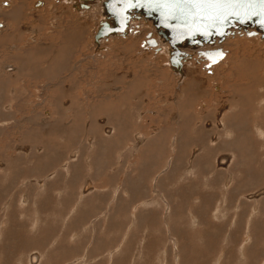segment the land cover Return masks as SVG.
<instances>
[{
    "label": "rangeland",
    "instance_id": "374dc122",
    "mask_svg": "<svg viewBox=\"0 0 264 264\" xmlns=\"http://www.w3.org/2000/svg\"><path fill=\"white\" fill-rule=\"evenodd\" d=\"M17 1L13 0L14 7L11 9L14 18L9 17L11 10L6 11V15L0 12L1 17L7 16L9 21L13 20L11 28L7 27L11 31L7 33L8 38H14L18 45L24 47L31 42L42 45L36 40L37 36L33 41H23L22 28H18L25 23L30 29H35L29 21L36 17L30 13L31 5L36 0ZM49 3L53 13L61 11V8L69 12L67 7L65 9L54 5L50 0L46 7ZM77 18L86 21L79 16ZM91 27L94 26L90 24ZM134 41L131 45L137 47L135 57V48L132 47H119L115 53V66L120 69L121 75L126 73V81L133 78V73L151 78L153 84L159 83L161 79L170 82L174 80L171 73L157 59L152 58L150 51H144L137 39ZM87 42V49L93 50L90 41ZM121 42L122 39H113L105 43L104 46L110 47L107 55L101 52L93 60L84 56L83 60L93 61L87 65L89 71L94 73L92 65L97 59L106 60L112 52L113 44ZM0 46L2 51H8ZM82 46L79 54H83L86 49L85 43ZM221 46L229 52V58L226 57L225 62L220 64L227 65L225 75L219 72V65L209 69L210 73L213 72L211 79L216 80L222 89L215 94L224 91L220 74L225 77L224 83H227V79L239 76L241 71L248 72L245 75L255 79V88L259 92L264 72V61L261 62L258 57L260 52V58H264V50L260 45L236 36L226 39ZM5 55L1 53V56ZM158 60L162 62L161 58ZM108 62L107 59L103 65ZM191 66L197 68V75L206 71L203 63L194 64L192 61ZM187 72V77H190L191 70ZM197 75L188 78V82H200ZM109 77L113 80L116 76L110 74ZM209 88L205 95H212L216 102L217 97ZM251 94L247 90V95ZM258 95L253 93L255 103L248 117L252 119L249 128H200L201 132H206L203 141L211 155L210 152L204 155L202 149L194 152L193 144L186 138L174 158L150 157L147 154L135 158L133 150L128 151V148L122 146L119 156L114 151L115 157L106 167L105 178L101 174L95 179V189L87 195L76 185L69 187L71 178L62 167L61 173L40 174L37 183L30 186L29 193H25V190L31 179L25 175L22 179L26 180L18 183L16 189L0 196V264H30L32 254L37 255L36 264H264V209L259 215L251 209L254 203L252 200L264 194L248 197L253 195V190L256 193L264 189V168L258 169V172L263 173L259 181L243 186V178L247 177L245 174L242 179L238 176L232 179L225 176L223 169L215 166L216 157L223 154L235 163L240 159L264 163V127L257 128V122L254 121L256 110L263 104ZM42 99L41 96L40 101L36 102L40 108L47 103ZM37 111L36 106L29 110L32 113ZM241 111L239 106L233 107L230 115L235 116ZM20 123L28 124L26 115ZM194 130L188 128L190 132ZM210 134H213V138ZM242 139L245 140L244 144H241ZM235 167H238L237 164L233 165ZM90 169L88 166L83 170L77 184L90 176ZM213 172H216L214 177ZM10 178L8 181H13ZM56 181L59 183L54 188ZM23 193L27 196L24 202L21 201ZM258 202L263 204L264 199Z\"/></svg>",
    "mask_w": 264,
    "mask_h": 264
},
{
    "label": "crops",
    "instance_id": "0c3cea01",
    "mask_svg": "<svg viewBox=\"0 0 264 264\" xmlns=\"http://www.w3.org/2000/svg\"><path fill=\"white\" fill-rule=\"evenodd\" d=\"M12 8H4L1 15H6V11ZM66 12L59 16L54 26L51 25L54 16L52 10L44 7L37 12V20L33 17L29 22L37 32L36 40L42 45L31 42L25 47L18 45L14 38L6 40L7 33L11 32L7 27L13 24V20H10V24L8 18L13 17L14 13H8L11 15L9 17L0 15V19L7 23V31L0 34V37H5V42L1 45L8 50L2 51L0 48V158L9 162L5 168L7 177L4 175L0 178V196L16 189L18 183L26 180L22 179L25 175L31 179L25 190V193H29L30 186L37 183L36 179L40 174L61 173V167L71 178L69 187L76 185L87 195L94 191L95 179L101 174L105 178L106 167L115 157L114 151L119 156L122 146L128 148V151L133 150L135 158H142L145 154L150 157L155 155L159 158H174L186 138L193 144L194 152L202 149L206 155L210 149L203 141L206 132H201L200 128H249L252 119L248 117L255 103L253 93H258L263 102L256 110L254 121L257 122V128L264 127V97L257 92L255 79L245 75L248 72L241 71L239 76L227 79L223 93L214 94L216 102L212 95H205L208 87L204 83L193 80L188 82L190 77L185 78L176 92L174 80L170 82L161 79L159 83L153 84L151 78L133 73V78L126 81L120 74V69L115 66V53L119 51V47L127 44L124 42L113 44L107 64L103 65L107 59L94 61L92 66L95 70L91 73L87 65L93 62L83 60L84 56L92 54V49H87L90 23L87 20L80 21L70 11ZM23 25L25 23L18 28L21 29ZM21 32L23 41L29 39L23 28ZM84 43L86 49L83 54H78ZM3 52L6 53L5 56H1ZM226 57L229 58V52ZM258 57L261 62L264 61V58H260V52ZM2 66L11 69L5 68L4 72ZM110 74H115V79L111 80ZM247 90L252 93L250 96L247 95ZM40 95L43 97L42 101L47 102L41 108L36 104L41 99ZM221 103H225V107L218 112ZM35 106L38 111L29 112ZM236 106L242 111L235 116L230 115L232 108ZM45 112L56 116L54 141L50 140V129H47L49 125H53L52 120L43 121L40 116ZM25 115H31L27 123L33 124L34 128H21L20 121ZM106 128H109L108 132H105ZM141 128L149 129L146 135L143 132L144 139L136 142L133 134L142 130ZM188 128L195 130L190 132ZM241 141V144L245 143V140ZM24 143L27 144L26 150L20 152V146ZM14 144L16 147H13ZM9 145L16 149H11ZM72 149L75 156L71 155ZM242 149L246 151L245 148ZM88 166L91 167L90 176L77 184ZM9 178L13 181H8ZM58 183L56 181L53 187L56 188ZM86 183L89 186L87 189ZM21 201H27L24 193Z\"/></svg>",
    "mask_w": 264,
    "mask_h": 264
},
{
    "label": "water",
    "instance_id": "95a60500",
    "mask_svg": "<svg viewBox=\"0 0 264 264\" xmlns=\"http://www.w3.org/2000/svg\"><path fill=\"white\" fill-rule=\"evenodd\" d=\"M45 0H36L31 5L30 13L35 16L46 7ZM60 7L69 10L80 19L86 18L94 27L90 28V44L93 60L95 55L106 50L103 45L113 39L134 38L143 31L145 36L140 42L142 49H151L152 58L157 59L175 80L176 92L183 85L186 70H191V63H203L206 72L223 63L227 51L222 44L226 39L238 36L254 41L264 50V10L261 0H51ZM12 0L0 1V12L9 8ZM51 10L50 6H47ZM55 14L52 24H56L59 14ZM65 14V13H64ZM33 20V18L31 19ZM6 24L0 20V31L6 30ZM29 33V40L37 36L35 29L25 24L22 27ZM256 39V40H251ZM162 59V62L158 60ZM11 67L6 68L10 70ZM259 93L264 97L263 81ZM174 92V93H175ZM223 109V108H222ZM48 116L49 113L45 112ZM226 162L220 157L218 166ZM264 194V189L249 198ZM37 255L32 254L30 264H36Z\"/></svg>",
    "mask_w": 264,
    "mask_h": 264
},
{
    "label": "flooded vegetation",
    "instance_id": "af4514ba",
    "mask_svg": "<svg viewBox=\"0 0 264 264\" xmlns=\"http://www.w3.org/2000/svg\"><path fill=\"white\" fill-rule=\"evenodd\" d=\"M51 1V0H50ZM51 2H53V1H51ZM45 3V2H44ZM4 9V8H3ZM3 9H2V11H3ZM1 20V19H0ZM5 30H1L0 31V34H2V32H4ZM219 67H220V73L221 74H224L225 75V73L227 72V69H226V65H219ZM5 68H6V66H2V70L4 71V72H6V70H5ZM197 68L195 67V66H191V76H190V78L193 76V75H197L196 74V72H195V70H196ZM213 71V70H212ZM213 74V72L212 73H210V74H208L206 71H205V73L203 74V73H200V75H197L198 77H199V79L201 80L200 82H202V83H204L205 84V87H210L209 89L215 94V93H219L220 91H221V87H220V85H219V83L216 81V80H214V79H211V75ZM221 74L219 75V78H220V80L221 81H223L222 83H223V86H224V79H225V77L224 76H221ZM187 77V76H186ZM210 77V78H209ZM225 107V105L224 104H220L219 105V108H218V112L219 111H221V109L222 108H224ZM26 117H27V119H29V118H31V115H26ZM56 116H51L50 114L48 115V116H46L45 114L42 116V120L44 121V120H46V119H51L52 120V122L51 123H53V125H49L48 127H47V129H50V140L51 141H53L54 139V137H55V134H54V129H55V125H54V120L56 119L55 118ZM37 122H39V119L37 120ZM38 124V123H37ZM21 128L22 129H24V128H34V125L33 124H28V125H23L22 124V126H21ZM19 129V128H18ZM39 130H40V128H38ZM149 128H143L142 130H140V131H138V132H136L135 134H133V137H134V141H142L143 139H144V133H145V135H146V133H147V130H148ZM154 129V128H153ZM42 130V129H41ZM109 131V128H106V130H105V132H108ZM144 132V133H143ZM210 137H212L213 138V134H210ZM2 143H4V142H2ZM27 146V144H25L24 143V145L23 144H21V146H20V152L21 151H24V150H26V146ZM13 147H16L15 146V144L13 145ZM12 147V148H13ZM13 149H16V148H13ZM34 152V151H33ZM36 152V151H35ZM35 155H36V153H35ZM71 155H73V152L71 153ZM223 156L226 158V162H225V164H224V166L222 167V168H220V166L218 167V162H219V160H220V155H218L217 157H216V159H215V166L217 167V168H219L220 170L221 169H223L224 170V174H225V176H229L230 178H236L237 176L238 177H240L241 179L243 178V175L245 174L247 177H244L243 178V181L242 182H245L244 184H243V186L245 185V184H247V183H249V182H255V180H257V181H259L260 180V177H262V175H263V173L262 172H258V169H263L264 167H263V165H264V163L262 162V161H259V160H255V161H247V159H240L239 160V162L238 163H235V162H231V159H229L228 157L229 156H227L226 154H223ZM33 157V156H32ZM50 159V158H49ZM51 162V161H50ZM8 163L9 162H7L4 158H0V178L1 177H3L4 175H5V168H6V166H8ZM234 164H237V166L238 167H235V168H233V165ZM248 171H252V172H248ZM7 175V174H6ZM5 175V176H6ZM10 175V173H8V176ZM216 175V172H213L212 173V177H214ZM7 177V176H6ZM89 186H88V183H86L85 184V189H87ZM257 191V190H256ZM252 192V191H251ZM255 192V190H253V194H255L254 193ZM250 193V192H249ZM248 193V194H249ZM250 195V194H249ZM248 196V195H247ZM262 199H264V196H261V197H259V198H257V199H253L252 201H254V203L251 205V209H252V211H254L256 214H260V212L262 211V209H264V207H263V205H264V203L263 204H260L259 202H258V200H262ZM246 212V210L245 211H242V214H244ZM253 223H254V221H253ZM258 224H260V222H258Z\"/></svg>",
    "mask_w": 264,
    "mask_h": 264
},
{
    "label": "bare ground",
    "instance_id": "6f19581e",
    "mask_svg": "<svg viewBox=\"0 0 264 264\" xmlns=\"http://www.w3.org/2000/svg\"><path fill=\"white\" fill-rule=\"evenodd\" d=\"M2 1V0H1ZM17 1V0H16ZM47 1H49V0H45L44 2H45V6H46V4H47ZM18 2V1H17ZM20 2V1H19ZM23 3V2H22ZM51 3H53V2H51ZM19 4V3H18ZM56 3H54V5H55ZM14 5H16V4H14ZM51 6V5H50ZM12 7H14V6H10V8H12ZM10 8H8V9H10ZM18 9V8H17ZM19 9H20V7H19ZM54 9V8H53ZM67 9L69 10V7H67ZM6 11V10H5ZM40 11H42V9L40 10ZM70 11V10H69ZM2 12V11H1ZM4 12V11H3ZM11 12H12V10H11ZM60 12V11H59ZM71 12V11H70ZM13 13V12H12ZM54 13H57V12H54ZM4 14V13H3ZM11 14V13H10ZM16 15H17V13H16ZM19 15V17H20V14H18ZM17 15V16H18ZM55 15V14H54ZM9 16H11V15H9ZM14 16V15H13ZM7 17V16H6ZM78 17V16H77ZM11 18V17H10ZM9 18V19H10ZM14 18V17H13ZM17 18V17H16ZM32 18V17H31ZM3 19V18H2ZM83 19V18H82ZM84 19H86V18H84ZM5 22V21H4ZM11 22V21H10ZM14 22H15V20H14ZM6 25H7V23H6ZM13 25V24H12ZM18 26V25H17ZM14 27V26H13ZM11 28V27H10ZM84 28V27H83ZM9 30V29H8ZM12 30V29H11ZM15 32V31H14ZM9 34H11V33H9ZM15 34V33H14ZM143 34H146V31H143L142 32V34H140V35H138V36H136V37H134V38H131V37H128V38H126V39H124V40H130V41H124V40H122V42L121 43H124V42H127V44L125 45V46H123V48H130V47H132V48H135V50L133 51V53H134V57H135V53H136V49H137V47L135 46V47H133L131 44L133 43V41L134 42H136V39L138 40V44L140 45V42H141V40H142V38H143ZM89 35V34H88ZM2 36V35H1ZM8 36V35H7ZM15 36V35H14ZM11 37H12V35H11ZM6 39H8V37L6 38ZM115 39H117V38H115ZM114 39V40H115ZM89 41V40H88ZM0 42L1 43H4L5 42V37H0ZM1 43H0V45H1ZM17 43V42H16ZM108 43V42H107ZM88 44V43H87ZM75 45V44H74ZM105 45V44H104ZM103 45V46H104ZM89 46V45H88ZM92 47H94L93 45H92ZM104 47H106V50L105 51H103L102 53H106V55H107V50L110 48L109 46L107 47V46H104ZM139 47V46H138ZM67 48V47H66ZM95 48V47H94ZM144 51H146L147 53H148V51H150V53L152 54V50L151 49H143ZM109 51V50H108ZM123 51V50H122ZM121 52V51H120ZM143 53V52H142ZM3 54H5V53H3ZM79 54V53H78ZM101 54V53H100ZM9 54H7V56H8ZM14 56V55H13ZM116 56V55H115ZM131 56V55H130ZM10 57V56H9ZM9 57H7V58H9ZM105 57V56H104ZM12 58V57H11ZM11 58H9V59H11ZM102 58V57H101ZM87 59V58H86ZM126 59V58H125ZM226 59V58H225ZM224 59V60H225ZM64 61V60H63ZM135 61V60H134ZM11 62V61H10ZM87 62V61H86ZM93 62V61H92ZM223 62H225V61H223ZM221 64V63H220ZM102 71V70H101ZM15 75V74H14ZM125 75H126V73H125ZM125 75H123V78H125L126 76ZM116 76V75H115ZM122 82V81H121ZM116 86V85H115ZM109 87V86H108ZM222 90V89H221ZM229 110H230V108H229ZM228 113V112H227ZM231 114V113H230ZM219 115H220V113H219ZM222 116V115H221ZM225 116V115H224ZM221 118V117H220ZM225 118V117H224ZM109 121V120H108ZM111 121V120H110ZM109 121V122H110ZM220 121V120H219ZM111 123V122H110ZM61 131V130H60ZM238 134V133H237ZM159 150V149H158ZM61 158V157H60ZM140 183V182H139ZM232 200V199H231ZM201 203V202H200ZM172 210V209H171ZM179 212V211H178ZM173 216V215H172ZM149 223H150V221H149ZM176 226V225H175ZM141 230V229H140ZM180 231V230H179ZM236 232V231H235ZM178 233V232H177ZM174 235V234H173ZM158 243V242H157ZM139 245V244H138ZM190 247H192V246H190ZM240 247V246H239ZM148 255V254H147ZM148 257V256H147Z\"/></svg>",
    "mask_w": 264,
    "mask_h": 264
},
{
    "label": "snow or ice",
    "instance_id": "6c2138e0",
    "mask_svg": "<svg viewBox=\"0 0 264 264\" xmlns=\"http://www.w3.org/2000/svg\"><path fill=\"white\" fill-rule=\"evenodd\" d=\"M261 9L264 10V0H261Z\"/></svg>",
    "mask_w": 264,
    "mask_h": 264
}]
</instances>
